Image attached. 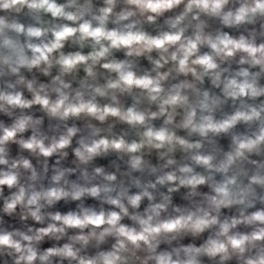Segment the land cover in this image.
<instances>
[{"label":"clouds","instance_id":"obj_1","mask_svg":"<svg viewBox=\"0 0 264 264\" xmlns=\"http://www.w3.org/2000/svg\"><path fill=\"white\" fill-rule=\"evenodd\" d=\"M0 264H264V0H0Z\"/></svg>","mask_w":264,"mask_h":264}]
</instances>
